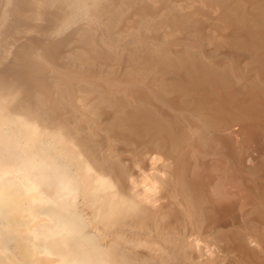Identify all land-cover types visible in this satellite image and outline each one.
<instances>
[{
    "label": "bare ground",
    "instance_id": "bare-ground-1",
    "mask_svg": "<svg viewBox=\"0 0 264 264\" xmlns=\"http://www.w3.org/2000/svg\"><path fill=\"white\" fill-rule=\"evenodd\" d=\"M0 264H264V0H0Z\"/></svg>",
    "mask_w": 264,
    "mask_h": 264
}]
</instances>
